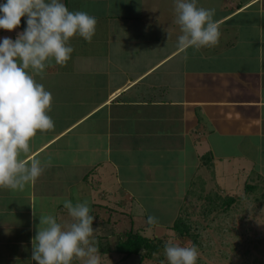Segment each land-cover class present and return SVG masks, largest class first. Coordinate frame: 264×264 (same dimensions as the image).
<instances>
[{
  "label": "crops",
  "instance_id": "obj_1",
  "mask_svg": "<svg viewBox=\"0 0 264 264\" xmlns=\"http://www.w3.org/2000/svg\"><path fill=\"white\" fill-rule=\"evenodd\" d=\"M61 2L70 11L95 16L96 31L90 43L79 35L70 38L74 51L66 66L52 59L43 78L26 70L52 94L48 114L54 128L37 131L22 158L51 163L23 191L0 189V264H37L31 260V238L54 198L53 215L62 225L72 221L64 201L87 200L96 213L90 240L100 249L101 264H124L113 236L107 240L110 250L103 251L109 231L101 219L111 223L116 214L111 203L117 198L104 186L109 179L140 185L143 201L128 187L124 192L129 209L136 211L131 215L144 216L146 206L148 216L158 211L155 224L165 226L177 213L170 216L152 201L173 206L174 195L186 200L193 180L207 184L203 168L264 184V0H197V7L215 9L220 41L186 53L177 47L182 32L175 3ZM18 32L1 30L0 40H15ZM206 153L209 165L201 162ZM182 206L176 204V212ZM146 222L140 224L143 232L150 228ZM72 264L85 261L74 258Z\"/></svg>",
  "mask_w": 264,
  "mask_h": 264
},
{
  "label": "clouds",
  "instance_id": "obj_2",
  "mask_svg": "<svg viewBox=\"0 0 264 264\" xmlns=\"http://www.w3.org/2000/svg\"><path fill=\"white\" fill-rule=\"evenodd\" d=\"M176 23L182 35L178 37V50L215 47L220 41V26L213 19L215 9L197 7V0H175ZM26 17V28L16 39L0 40V189L23 191L41 176L46 166L38 158H22L30 152V141L37 131L54 128L48 114L52 94L38 83L46 67L55 63L64 67L74 48L70 38L79 35L91 42L97 19L84 11H70L61 0H6L0 3V29L13 31ZM186 58V57H185ZM72 218L62 225L55 216L39 215L36 234L31 238V260L37 264H72L74 258L85 264H101L100 249L96 246L87 200L75 204L64 201ZM34 208V207H33ZM37 214L35 208L33 216ZM158 218L150 215L148 224ZM168 264H197L199 251L195 244L182 246L168 240L164 246Z\"/></svg>",
  "mask_w": 264,
  "mask_h": 264
},
{
  "label": "rangeland",
  "instance_id": "obj_3",
  "mask_svg": "<svg viewBox=\"0 0 264 264\" xmlns=\"http://www.w3.org/2000/svg\"><path fill=\"white\" fill-rule=\"evenodd\" d=\"M163 1H166L168 4L175 3L174 0ZM208 1L210 2V0ZM213 1L220 3L222 0ZM203 170L208 172L207 175L209 176V180L207 184H197L195 183V180H193V184L191 185L192 191L191 193H188L186 200H178L179 198L174 195L173 197L177 202L174 204L173 201V206H171L170 203H168L167 206L164 205V201H152V204H155L154 206L158 208H161L163 205L162 211H166L170 216L177 213V215L172 218V223L178 215L183 219H186L189 216L187 219L188 221L191 217L193 221L197 220L198 223L195 224L197 225L199 232V236L196 239L197 242L193 243V236L188 238L177 237L175 230L172 227H167L163 224H154L150 228H146L144 234L149 237L164 236L168 240H172L173 242L176 241V243L182 246L195 244L199 251L197 264H264V201H262L264 200V184H259L258 181H255L254 183L258 186V189L247 190L246 192L244 182L247 180H243L241 177H238V179H234L233 176L229 177V175L227 176V174L223 173V170L221 173L218 169L214 171L213 169L209 170V168H203ZM104 186L108 190V196L111 198H117L115 202L111 203L115 205L116 214L114 215V220L110 217L111 223L109 224V227L112 226L113 223H118V232L120 233L129 227L128 215L127 218H124L122 215L123 212L127 211L123 210H128L129 213H136L135 209H129L130 206L128 205L130 204V201L124 196L126 187H128L132 196H135L136 199L139 198L142 201L145 199L142 198L144 192L140 185H119L116 178H113V180L109 179ZM179 188V185L173 187L175 190ZM139 189H141V193H138ZM170 189L171 188L168 187V192ZM179 196L181 197V195ZM229 196L236 198L237 201L230 207V210L228 209L223 212L221 209L227 207V198ZM185 197L186 196L184 195V198ZM256 198L259 199V201H256ZM102 201L105 202L103 199ZM180 201L183 206L179 208L178 212H176L177 207L175 208L174 206L180 204ZM123 202H125L126 205H124ZM118 203H121L120 205L122 206ZM51 204L52 208L49 206V214L52 213L51 215H53L57 212L55 198L51 201ZM145 208L147 209V212L144 216L135 218L137 227L140 224L143 225V223L147 221V214L149 212L146 206ZM202 208H207V214L211 211L212 213L207 217H204L200 214ZM101 209L96 208V211L98 212V210H101L98 214L103 216V213L105 212L103 209L105 208L103 207ZM65 210L67 209L65 208ZM156 213H158V211H154V209L150 212V214H154L155 216ZM107 216L110 215L107 214ZM58 217H60V214ZM104 217L105 218L101 219V226H104L105 221L109 218L106 216ZM118 227L116 225L114 228L118 229ZM117 239V235L112 237L113 245ZM163 254V260H158L159 254H154L152 259H146L141 264H167L168 261L164 250ZM138 260L139 256L133 255L129 257L124 264H137Z\"/></svg>",
  "mask_w": 264,
  "mask_h": 264
},
{
  "label": "trees",
  "instance_id": "obj_4",
  "mask_svg": "<svg viewBox=\"0 0 264 264\" xmlns=\"http://www.w3.org/2000/svg\"><path fill=\"white\" fill-rule=\"evenodd\" d=\"M6 2V0H0V3H4ZM26 28V17H22L21 18V24L20 26L17 28L21 31H23ZM4 30V29H1ZM210 157L211 154L210 153H206L204 155L201 156V162L202 164H210ZM88 177V175L86 176ZM245 190L247 192V190H257L258 186L252 182V183H246L245 184ZM256 201H259V199H255ZM237 199L234 197L229 196L227 198V207L225 209H221L223 212L226 210H230V207L232 205H234L236 203ZM264 201V200H262ZM102 205H99V207H101ZM222 208V207H221ZM203 210V211H202ZM201 213L204 217H207L209 214L212 213L209 212L207 214V208H202ZM123 211H127V210H123ZM95 210H90V215L95 216ZM123 215L129 217L128 219V223L130 224L128 229H124L122 232H118L119 230L115 229L114 226H110L109 221H105V225L102 226L103 230H108L109 232L104 234L105 235V242H104V248L103 251H109L110 249L107 247L108 246V236L112 237L114 235L118 236V239L116 240L115 244H114V251L116 253H118L121 257H120V261L126 260L129 257L135 255V256H139V260L137 262V264H141L144 260L148 259H152L154 254H159V259L158 260H163L164 258V254H163V250H164V246L165 243L168 241L167 238L163 237H149L147 235L144 234L143 230L144 228L139 225L138 227L136 226V222H135V217L131 215V213L127 212H123ZM188 216V215H187ZM189 218V216L186 219H183L181 216L178 215V217L173 221V223L171 225H166L167 227H172L175 230V234L177 235V237L179 238H188L193 236V243L197 242V238L199 236V232H198V227L197 225H195L197 222V220L193 221L191 218L189 219V221L187 220ZM194 222V223H193ZM147 223V222H146ZM149 227L152 226V224H148ZM107 228V229H105ZM147 228V227H145ZM103 237V236H101ZM174 243H176V241H174ZM168 264V263H167Z\"/></svg>",
  "mask_w": 264,
  "mask_h": 264
}]
</instances>
